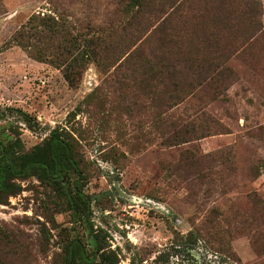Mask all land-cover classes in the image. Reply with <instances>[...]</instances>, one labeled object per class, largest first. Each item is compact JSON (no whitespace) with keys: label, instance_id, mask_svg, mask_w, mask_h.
<instances>
[{"label":"rangeland","instance_id":"rangeland-1","mask_svg":"<svg viewBox=\"0 0 264 264\" xmlns=\"http://www.w3.org/2000/svg\"><path fill=\"white\" fill-rule=\"evenodd\" d=\"M117 2L0 0V156L55 136L77 168L0 204V264H69L74 243L70 264H264V37L178 103L94 63L70 87L12 41L38 12L106 27Z\"/></svg>","mask_w":264,"mask_h":264},{"label":"trees","instance_id":"trees-1","mask_svg":"<svg viewBox=\"0 0 264 264\" xmlns=\"http://www.w3.org/2000/svg\"><path fill=\"white\" fill-rule=\"evenodd\" d=\"M263 37L262 0H118L106 27L38 12L12 41L34 60L61 70L70 87L94 63L104 72L130 74L134 83L146 86L152 100L165 97L178 103L183 86L185 97H192L195 90L189 86L226 82L234 55L247 53ZM22 147L17 138L0 156V204L22 191L20 181L38 176L58 182L70 168L77 170L73 149L59 137L30 153ZM83 252L74 243L68 263Z\"/></svg>","mask_w":264,"mask_h":264},{"label":"water","instance_id":"water-1","mask_svg":"<svg viewBox=\"0 0 264 264\" xmlns=\"http://www.w3.org/2000/svg\"><path fill=\"white\" fill-rule=\"evenodd\" d=\"M154 206V205H153ZM155 207V206H154ZM156 207H161V206H159V205H156Z\"/></svg>","mask_w":264,"mask_h":264}]
</instances>
